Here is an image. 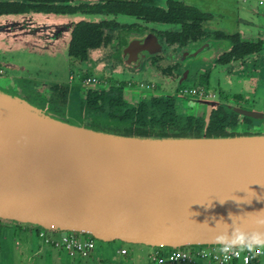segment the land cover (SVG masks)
Instances as JSON below:
<instances>
[{"label":"water","instance_id":"water-1","mask_svg":"<svg viewBox=\"0 0 264 264\" xmlns=\"http://www.w3.org/2000/svg\"><path fill=\"white\" fill-rule=\"evenodd\" d=\"M0 221L161 248L264 243V134L113 133L0 74Z\"/></svg>","mask_w":264,"mask_h":264},{"label":"flooded vegetation","instance_id":"flooded-vegetation-1","mask_svg":"<svg viewBox=\"0 0 264 264\" xmlns=\"http://www.w3.org/2000/svg\"><path fill=\"white\" fill-rule=\"evenodd\" d=\"M223 1L217 15L246 27L215 25V12L191 0H74L73 5H102L105 11L45 13L67 17L63 31L47 33L53 39H69L70 45L75 26L85 23L88 38L99 44L88 47L86 56L71 55L68 45L66 54L77 67L70 80L36 79L43 85L29 88L41 104L113 133L264 134V109L242 104L260 82L247 77L264 76V9L246 5L250 0ZM258 3L264 6V0ZM237 7L244 12L229 11ZM236 82L242 87L234 91ZM70 257L72 262L61 264H87L89 258Z\"/></svg>","mask_w":264,"mask_h":264},{"label":"rangeland","instance_id":"rangeland-1","mask_svg":"<svg viewBox=\"0 0 264 264\" xmlns=\"http://www.w3.org/2000/svg\"><path fill=\"white\" fill-rule=\"evenodd\" d=\"M200 4L203 8L215 12V25L228 26L235 28L237 23L235 20L223 19L219 15L221 10L220 5L223 3V0H191ZM222 1V2H221ZM221 2V3H220ZM243 0H240L242 3ZM244 3V2H243ZM246 5L253 6L255 9H264V6H259L258 0H250ZM222 7V5H221ZM234 8V7H233ZM236 10V11H234ZM239 10L242 12L241 7L237 9L230 8L229 11L238 15ZM244 12V11H243ZM217 15V16H216ZM78 17L77 19H79ZM28 18L22 17V23H27ZM221 20V21H220ZM220 21V24H219ZM239 23H237L238 25ZM242 24V23H241ZM238 25V26H241ZM44 25L42 28L37 26L36 29L38 32L48 31V32H58L63 31L65 28L64 22L56 23H42ZM242 28L246 27L244 24ZM233 30V29H231ZM24 32V31H23ZM50 36V35H49ZM52 38V37H50ZM53 39V38H52ZM64 40V39H63ZM65 41V40H64ZM15 42V41H14ZM61 42V41H60ZM57 42L59 46L54 44L53 53H47L44 55H39L38 53H32L30 50L33 49V43H29L28 40L19 39L16 44L17 46L10 47V54L7 55V59L4 60L3 68L6 75H13L17 79V76H22L21 79H18L21 84L18 85V81L12 78L18 85L20 92L30 100L36 101L39 100L35 97L36 93L31 91L29 86H24V80L33 84V89L39 88L43 85L41 82L37 84V80L40 79L42 82H49L50 84L57 82H63L70 80L71 69L76 70V62L68 56L67 53V43L64 42L63 45ZM61 45V46H60ZM33 46V47H32ZM66 47V50H61ZM60 52H58L59 50ZM2 50V49H1ZM35 50V49H34ZM260 60V58H259ZM75 64V65H74ZM253 76L247 77V79L259 78L260 82H257L258 91L253 93L252 90L248 91L249 99L242 102L246 107L252 108H262L264 109V76L260 72H254ZM8 75V76H9ZM24 78V79H23ZM37 79V80H36ZM257 80V79H256ZM39 83V82H38ZM256 85V86H257ZM21 86V87H20ZM246 86V85H245ZM227 89H230L228 86H224ZM242 85L240 82H236L233 85L234 91L241 88ZM263 89V90H262ZM232 95L231 93H227ZM41 104V103H40ZM42 105H44L42 103ZM73 117V116H72ZM74 118V117H73ZM77 118V117H76ZM80 121L81 118H77ZM84 122V121H82ZM106 122V121H105ZM104 122V124H105ZM89 125L88 123L84 122ZM93 126L92 123H90ZM264 129V128H263ZM41 227L39 226H23L18 224H8L0 221V264H48L47 262H54V264H61L66 261L73 260L70 257V254L64 249H58L50 244H44L43 237L39 234ZM65 231L52 232L49 231V234H52L55 237L62 236ZM89 234H85V237H88ZM90 236V235H89ZM95 238V237H94ZM129 250V254H123L121 249L125 247ZM199 247V246H195ZM42 249V250H41ZM40 251L42 254H40ZM163 251L167 255L169 252V246L157 248L153 246H147L140 243H129L122 240H113V241H102L95 238V249L91 257L86 258L87 264H158L157 261L153 259V256ZM38 252L39 254H37ZM43 259H42V258ZM70 257V258H69ZM43 260V261H42ZM46 260V261H45ZM75 261V260H74ZM194 261V262H193ZM60 262V263H59ZM164 264H169L165 262ZM179 264H218L215 261H212L208 258H196L192 261L182 262ZM239 264H244L240 262ZM261 264H264V257Z\"/></svg>","mask_w":264,"mask_h":264},{"label":"built area","instance_id":"built-area-1","mask_svg":"<svg viewBox=\"0 0 264 264\" xmlns=\"http://www.w3.org/2000/svg\"><path fill=\"white\" fill-rule=\"evenodd\" d=\"M0 74H5L3 66H0ZM45 228H41L39 234L43 237L44 244H50L58 249H64L72 257H90L94 253L95 238L88 235L85 237L84 232L65 231L62 236L55 237L49 234ZM52 232H57L53 231ZM123 254H129V250L125 247L121 249ZM159 252V251H158ZM159 252L153 256L158 264H179L182 262L192 261L196 258H208L218 264H235L244 263L251 264L254 261H263L264 243L254 245L234 246L229 243L211 246H184L180 248H172L167 255Z\"/></svg>","mask_w":264,"mask_h":264},{"label":"crops","instance_id":"crops-1","mask_svg":"<svg viewBox=\"0 0 264 264\" xmlns=\"http://www.w3.org/2000/svg\"><path fill=\"white\" fill-rule=\"evenodd\" d=\"M22 17L28 18L27 20L29 21L23 24ZM65 18L67 17L62 16V15L45 14V13H39V12H33L30 14H14V15L2 16L1 19L4 23L3 24L4 26L0 32V65L5 64L4 60L7 59V55L10 54L9 53V51H11L10 47L17 46L18 44H16V42H18L19 39H25V40H28L29 43L30 42L33 43L34 47L32 46L33 49L30 51L32 53H38L39 55H44L47 53L52 54L54 51L53 45L54 44L57 45L58 44L57 42H60V41H61L60 42L61 45H63V43L66 42L68 46L69 39L67 41L52 39L50 38L49 34H47L50 32L46 30H45L46 32L44 31L38 32L36 29V27L39 26V23L49 24V23H56V22H65L66 21ZM63 49L64 47L61 50ZM61 50H59L58 52H60ZM11 77L14 78L13 75ZM22 77H23V74L22 76H19V77L17 76V79L14 78L15 80L18 81V85H19L18 79H21ZM26 81L28 80H24L25 85L33 87L32 83L26 82ZM161 253H164V252L161 251Z\"/></svg>","mask_w":264,"mask_h":264},{"label":"trees","instance_id":"trees-1","mask_svg":"<svg viewBox=\"0 0 264 264\" xmlns=\"http://www.w3.org/2000/svg\"><path fill=\"white\" fill-rule=\"evenodd\" d=\"M72 1L74 0H0V32L4 26L1 17L5 15L30 14L33 12L85 13L105 11V7L102 5H73L71 3ZM107 9L109 12H116L114 7H107ZM87 31L88 25L85 23H79L75 26L69 45L71 55L86 56L88 47L99 44L98 41L88 38ZM172 248L169 247V250ZM235 264L239 263L237 262ZM251 264H261V262L254 261Z\"/></svg>","mask_w":264,"mask_h":264}]
</instances>
